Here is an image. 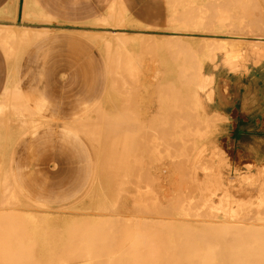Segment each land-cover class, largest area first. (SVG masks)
I'll return each mask as SVG.
<instances>
[{
	"label": "rangeland",
	"instance_id": "obj_1",
	"mask_svg": "<svg viewBox=\"0 0 264 264\" xmlns=\"http://www.w3.org/2000/svg\"><path fill=\"white\" fill-rule=\"evenodd\" d=\"M195 1L193 3H195V4L198 5V1L197 0H195ZM210 1H212V0H210ZM220 1L223 2L224 4H222ZM228 1H231V2H228ZM242 1H244V2L241 3ZM242 1L240 0V2H237V4H238V6H237V4L235 5V3H234L233 0H219L220 3H218V6L220 5V6L228 7V11L225 10L224 13H223V12L219 11L220 10V8H219L220 6L218 7V13L221 12V13L225 14V16H226V18L225 17L223 18L225 20L223 21L222 30H218V36L224 37L227 34H232L233 36H238V37H253V36H258V35L260 36V35H262V32L264 33V0H247L248 3H246V0H242ZM191 2H192V0H191ZM244 3L247 4V5H245ZM230 4L231 5H234V6H231ZM229 5H230V7L232 9L229 7ZM190 7L193 8V7H195V5L192 6V4H191ZM235 7H237V8L235 9ZM18 8L19 9L17 10L16 16H13V18H12V17H3V16L0 15V17L2 19L0 21H5L4 19H8L10 21H7V22H12L13 25H15V26L18 25V20H19V18H21V13H22V8H20L19 4H18ZM48 12H50V11H48ZM226 12H227V14H226ZM231 12H232V14H231ZM210 13L211 14H214V11H210L209 14ZM50 14H51V17H52V23H54V24H57L58 23L59 24V22L56 20L57 17L55 15H53V13H51V12H50ZM179 15H181V14H179ZM218 16H219V14H218ZM123 17H125L123 15V12H121V11L118 12V19H122ZM220 17H222V16H220ZM220 17H219V19H220ZM175 20H177V19H175ZM170 21L172 22V24H174L173 27H172L174 30H180V31H183L184 30V26H181V27L178 26L175 22H173L172 19H170ZM111 25H113V27H118L119 26L117 24H111ZM74 27H76L79 30H82L84 27H88V28L91 27V25H80V26H74ZM95 27L97 28V29H95L96 31L97 30H103L105 28H111L108 25H101V24H99V25L97 24V26H95ZM19 28L20 27H15L16 30H19ZM79 30H75L74 32L73 31H70V30H62V31L50 30L49 33H57V34L63 35L62 42L61 43L60 42H57L58 45H61L62 44V58H64V60L66 59V57L67 58H70V59H73L72 60V62H73L72 65L70 64V66H68V67L66 66L67 68L66 67H62L63 68L62 69V72L60 74L56 75V77L58 76V79H59L56 87L60 84V82L63 83L64 97H62V101L65 102L70 97H72L70 101L73 102V104L75 105V107H77V110H79V111L84 110V107H82V106H86L84 103H82L81 105L79 103L82 100L81 97H80V94L82 93L83 89H81V87H80V85H82L81 84V81L76 76L74 77V75L76 74V73H74L75 71L76 72L77 71L82 72V71L88 70L89 73H90V75H91V77L92 78L95 77L98 80V83L97 84H99V87H100V91L101 92H102L103 89H105V88L108 87V90H107V93H106L104 99L102 100V97H100V98L98 97V98H96V100L92 101L90 103V110H93V111L85 119H83V121L82 120L79 121V123L82 122L81 124L83 125V127H84L85 130L83 132H78L74 128L71 127V124L74 123V122H76L75 121L76 120V116L64 117V118H60V119H58V118H55L54 119V117L51 116V114H48L46 116V118H44L43 116H41V114H44V113H42V111H40V106L38 105L39 98L36 97L37 95L35 94V93H37V90H40V89H38V87H43L44 88V85L42 84L43 82H42L41 79L40 80L38 79V82L37 83H35V81H34L33 86L32 85L30 86L31 89L25 88V91L27 93V94H25V96H26L27 103L30 102V104H31L30 106L32 108H34L35 110L38 109L40 111V114L37 115L38 118L40 117V118H42L41 120H44L45 119L46 121H49L51 123V125H48V126L45 125L42 128H40L39 129V132L38 131H37L38 133L36 132L37 133L36 136L37 137L40 136V134L43 133L45 130L52 131L53 132V135L50 138H46L45 140H43L41 142H39V140L37 138H36L37 141H35L36 139L35 140H31V141L32 142L35 141V144H38V145H41L43 147L49 148L47 150H49V151L51 150L50 154L52 153L53 148H55L59 152L60 151L67 152L68 151V147H70V148L71 147L72 148H76V145L83 144V147L85 146L84 148H82L84 150L82 152L83 158H81V157L77 158L76 157L77 155L76 156L73 155V160H74V164H77L79 166V169L78 170H79L80 173L86 174L88 172V174H89V182L87 184H84L79 189V191L77 193L78 195L75 196L74 199H72L70 201L63 200L62 202L60 201V203H57L58 202L57 201L56 204H54V203L49 204V203H46L45 201H44L45 203H42V201L41 202L35 201L36 199L37 200L39 199V197L36 196L35 191H39L40 188L39 189H35L37 187H34L33 186V183H32L33 180L27 179V180H25V183L28 184V185L26 187L25 186H23V187L21 186V188H24V190L30 192V197H29L28 195H26L19 188V186L15 182V179H14V176H13V173H12V170L10 168V162L8 164V167H6V168L0 167V198H2L4 200V201L2 200V202H4V203H1V201H0V254L2 252H4V251H7L9 253V254H7V252H5L7 254V256H9L7 258V263H8V261L13 260L12 258L15 259L14 256H11V255H13V252H15V251L16 252H19L21 254H24L23 255L24 257H19L18 258V261H19V259L20 260H22V259L26 260V259L33 258L32 255H31V257H30V255L29 256L27 255V254H29V250H32L30 252H33L34 259H36L35 258L36 256L38 257L36 261H46V262H49V260L51 261L55 257V256L54 257L52 256V253H54V254L56 253L54 251H57V253H61V252H58V251H60V250H58V248L60 246H61V248H63L64 247L63 245H66V243H68L70 241V239H75L76 240L77 235H80L82 233L81 231L85 232V230H84L85 227L83 228V227L80 226V223L82 221L83 222H84V220H85V222L88 221L86 223V225L88 224L87 225L88 227H90V225L92 226L94 223L101 222L100 220H103L104 219L101 216H99L96 219H94L91 216H90L91 217L90 218L89 215H92V214L93 215L94 214H96V215L102 214V212H101L102 210H99L98 207L95 206V204H97L96 202L99 203V200L103 199V197H106V194L104 193L103 190H105L104 188L107 187L106 186L107 183H109L108 187H110L111 193H113L114 191L116 193V190L115 189L117 188L118 184L119 185L121 184L120 186L123 185L121 182H126V185H128V183L130 182L129 184H131V186H129V187L125 186L127 188H130V190L132 188H136L138 186H139V188H141L140 187L141 184H143L142 187H144V183H146L145 185L148 184V186H149L150 185L149 184L150 182H152L151 184H154V186L152 185V187L157 188V183L160 182L158 179L160 177L161 178L164 177V178H162V180L160 178L161 184H163V185H159V183H158L159 189L158 188L156 189V191H158L157 192L158 194H156L158 196L157 198L159 199V197L161 196V195H159V191H161V193H162L163 190L165 191V192L163 191L164 192L163 194L165 195L166 198L168 197V196H166L167 194H169V193L172 194L170 190H174L172 192L174 193V195L175 194L177 195V197L176 196L169 195V197H171V198L174 197V199L173 200H168L169 199V197H168L167 200L165 198V200H163L160 204H157V206H160L161 204H163V205L166 204L167 205L170 202L173 205V204H175V201H176V203H177L176 205L172 206L169 203L168 206H165L166 209L164 208L163 205H162L163 207L160 206L161 208H158V207H157L158 209L156 208L155 202H154L155 200L152 199V198H155L156 195H154V196L151 195L150 197L147 196V200L150 199V198L152 200H150V202L148 204H147L148 201L145 200L146 202L143 201V202L140 203L141 205L140 204L138 205L139 208H142L143 207L144 212L146 211L145 212L146 215L145 214H141V213L138 214V213H135L134 212L133 214H131V216L130 215L129 216H125V217H128L129 219H127V218L125 219L124 216H123L122 219H120L122 217L121 215H124V214L117 213V212L110 213L113 216H119L120 215L119 216L120 217L119 220H121L122 225L117 220V222L120 224V228L117 227L118 230L116 229V231H117L116 233H117V235L118 234L120 235V236L118 235L117 238L118 239L120 238V241H121V239L123 241L122 242V246L124 244V241L126 243V242H128L130 240V238L131 239L132 238L133 239H135V238L139 239L138 235H141L140 238H142L143 235H144V237H143L144 238V241H143V238H142V241L143 242L141 241L142 244L140 243V245H143L146 248V249L145 248L143 249V252H144L143 254L144 255L148 251L147 248L149 247V244H151V246H152V243L155 244V246H157L156 247L157 249H158V245H159V247H160V245L161 246H164L161 249L162 251L164 250V252H165V249L164 248H166V246H172V245H176V244L178 246L181 245L180 248H182V247H189L190 246L189 247V250L192 248L191 246H193V245H194V247H196L195 244H197L198 242H199V244H197V245L199 246L200 243H202V241H203L202 239L205 238L206 235H208L210 233H211V235H213V237L216 236V235H214V233H217V235H218V225L217 226L216 225H212L211 226L210 225L211 223H214V224L215 223H218L219 225H220V223H222V224L223 223H227L229 225V227H232L231 225H234L232 223H235V225L238 224V223H240V225L242 224V225H244V227H246V226L249 225L248 227H246L247 229L242 230L244 227H242V229H239V230H242V233L244 231H247L250 226H253V225L256 226V227L261 226V225L263 226L264 225V203H261L258 200L261 198L262 192L264 190V162L263 163H257V162L237 161V165L236 166L237 167L239 166V168H241L238 172H236L233 168H231L230 170H228L225 167H221L220 164L218 166V163H215L214 164L211 159H208V161L205 160V162H204L205 164L203 163V161L202 162L200 161V164L201 165L202 164L205 165V166L207 165L208 167H204L203 165L201 166L200 164H197L196 166H194L195 165V164H193L194 163V160H192V159L185 160V161H188L187 163L184 161L185 162L184 165H185L186 168L183 167V166L178 167L179 166L178 164H176L178 166L172 167V164H170V165L168 164L169 161H168L167 157H165V155H164V158H163V156H161V155H163L162 153H161V155H159L160 153H158V155H157L158 157L157 156L155 157L154 151L152 152L153 155H152V153H149V154L147 153L148 155H146L144 153L146 155V157H147L146 158L143 153L139 154V151L140 150H137L136 149L137 151L136 152H132L133 153L132 155H134V153H135V155L138 157L137 160H139V165L141 166V169H142V170H140L141 172H139V173H141V175H137L135 173L136 172V169L137 168L140 169V168H139V165H137L138 162L136 163L135 162L136 160L134 158L133 159L135 161H132V162L133 163H136V164H132V167H133V165H137L138 167L137 166H136V168H135V166L133 168L128 167L131 170L130 171L131 173H130L128 171L129 169L128 170L125 169L126 168L125 165H128L129 163L131 164V162L128 163L129 160L127 161V160L122 159V160H124V162H122L121 159L118 158V161H119L118 164L121 161V163L123 164L122 167L125 166L123 168L125 170H123L122 167L119 166L120 164L118 165L117 162L112 159L113 157L112 156H110V157H111V160H113L114 162H116L117 166L120 167V169H122L123 171H126V170L128 171V174L130 176V179H131V175L130 174H132V176H133V173L132 172H134L135 175L141 176V181H139V183L137 182L138 184L137 183L134 184L133 182H136V181L140 180V177L137 178L136 176H134L133 178H135V179L137 178L136 180L135 179H133V180L131 179L130 180L129 177H128V179H129V181H128L127 176H126L128 174H125V175L122 174V177L121 178H123V179L126 178L127 180L126 181L125 180L123 181V179H122V181H120V183L119 182L117 183V186L116 187L114 186L115 185L114 183L116 182L117 179L121 180V178L118 177L119 176V170L120 169L118 168V171H117L116 169H113V170L110 169V170H108V168L107 169L105 168V163H108V161L106 160L108 158L107 155L109 154L108 150H106L107 149L106 142L108 144L107 146H109V147H110V145H109L110 142H108V140H109V137H107L108 132H106L107 134L106 133L103 134L102 132H104V131L107 130L106 129V124H107V126L109 125L108 122H105L104 123V121H105L104 119L106 117H108V115H110V117L108 118V121L111 120L112 117H114V114L113 113H112L113 116H111V113H110V110L109 109H111V104L113 103L115 97L117 95H120V96L123 97L124 95L123 94L121 95L120 93H122L125 90L126 91V94H128V96H131V98L127 96L128 99L129 98L131 99V100L129 99V101H127L126 97H124L126 99V101H127L128 104H130V103L132 104V105L130 104L129 107L132 106V110L134 111V113H136L135 112L136 109L139 111V113L140 112L143 113L141 109L143 108L142 106L145 103V100H144L145 97H147V99L148 98L150 99L151 96H153V94H151L152 93L151 90L153 88H155V89L157 88L158 89V90L153 89V92L154 91H158V92H155L153 98L150 99V100H155V101L158 102L161 99V98L159 99V96L160 95H158V94L159 93L162 94L163 91L166 89L167 91L166 90L164 91V93H165L164 97H165V99L167 101H171V100L173 101L174 100L173 101L174 102V105H176V102H178L179 105H183V98H180V95H179V94L182 93L181 89H180V91H181L180 92L179 89L177 87H175V86H174L175 89H174V87L168 88V89L165 88L164 90L161 89V87L159 88V84H157L158 83L157 78H160L159 76H161V75L155 74V76H154V73H157V72L155 70L154 71H151V72H149V71L151 69L153 70V68L156 69V70H158V66L161 64V62L163 61V58H164V57L162 58V56H160V54H166L167 55V53H168V55H171L172 58L174 59V61L177 62V64L175 63V65L172 66V69L171 70H174V69L177 70L178 69V71H179L178 74H176V73L175 74L177 75V78L176 79H179V78H182L183 76L184 77L187 76V74L185 73V62L187 63V61H189L190 58L189 57H181V56H178L181 52H178L177 53V51H173L172 49L170 50L169 48L165 52L164 51H161L160 52L159 49L156 50L157 47H156L155 44L154 45H151V46H145V48L141 49L142 51L140 49L134 51V50H131L127 46V44H126L127 42H125V43L122 42L120 45H118V40H117L118 37L115 34H113V33H108L107 34L108 37L110 36L109 38H111V40H112V44H111L112 47H111L109 42H107L106 45H105V42L103 43V40L101 38L102 35L101 34H98V32L97 33H93L92 37H89V36H87V34L82 33L83 31H79ZM145 30H151V29H145ZM203 31H205V30H203ZM203 31H201V33H203ZM208 32H209V30H208ZM210 32H212V31H210ZM96 34H98V35H96ZM209 34H211V33H209ZM98 36H100V37H98ZM261 37H264V34ZM33 41L34 40H32V42ZM49 44L50 45L52 44L54 46L55 45V42H50ZM153 50H156V51L153 52ZM222 50L226 51L227 52V55H229L226 58V63H227V65L232 70H230L229 68H227V69L224 70V71H226V73H227L228 76H231L233 78L234 77H240V76H248V77H251V76H257L258 77L259 76V78H261V79L264 80V46L263 45H261V46H260V44L255 45L253 42L248 41V39L247 40L245 39V40H242V41L240 40V41H234L232 43H229V44H227V47L225 49H222ZM222 50H219V51H222ZM171 51H173V52H171ZM224 51H222V53ZM155 52H156V54H155ZM157 52H159V54ZM218 52H217V55H218ZM184 53H186V52H184ZM217 58H218V56H217ZM158 60L160 61L159 64H158V62H159ZM132 67H133V69H132ZM137 70H138V72H136ZM175 74H174V77H176ZM25 75H26V73H25ZM120 75H121V77H120ZM190 76H191V74H190ZM148 78H150L149 79L150 81H148ZM40 81H41V85H40ZM124 81H127V82H124ZM183 81L184 80H182L181 83L179 84L180 88H183L182 85L185 86V84H182ZM147 84H148V86H147ZM150 84H152V86L155 85V87L153 86V88H152V86ZM190 84L192 86V82ZM51 85L54 86V83L51 84ZM51 85L48 84V86L46 88H44L45 90H48L47 91V96L50 95L49 91H50V87H52ZM121 85H124V86H122L123 88L121 87ZM117 86H119V87L117 88ZM144 87H145V90L146 91H144ZM204 87H205V85L202 86V87L201 86L198 87V94H199L201 88L204 89ZM120 88L123 89V91ZM149 90H150L151 93L149 92ZM168 91L170 92L169 94H167ZM51 92H53V91H51ZM146 92H149V93L146 94ZM156 93H157V95H156ZM67 95H68V98L66 97ZM162 96H163V94H162ZM174 96H176L175 99H174ZM167 97H169V99ZM59 98L61 99V97H59ZM154 98H156L157 100L154 99ZM180 100H181V102H180ZM161 102H163L162 99H161ZM164 102H165V100H164ZM199 102L202 105L201 98H200V94H199ZM208 102H210V101H208ZM135 103H136V106H134ZM141 103H142V105H141ZM188 103L190 105L192 103V105H193V101H191V102L189 101ZM137 105L140 106L141 109L135 108V107H138ZM170 107L173 108V106H170ZM191 107L192 106H190V108ZM187 109H189V108H187ZM191 109L194 110V107H192ZM111 110H114V112L115 111L120 112V108L119 109H111ZM184 110H185V108H184ZM192 110H189V111L191 112V115H192L190 118L193 121L190 120L191 122L190 121L189 122L191 123L190 126H194V128H195L194 130L196 131V129H197L196 127H198V126L195 127V125L198 124L197 123V120H198V114L197 113L198 112L196 110H194L193 111L194 113H192ZM20 113L22 115H25V116L27 115L26 116L27 118H30L31 117L32 120H33L32 121V120L27 119V121L23 125L24 126L23 127V129H24L23 130V133L24 132H27V131L33 130L34 127H31V129H27L28 127H30L28 125V123H29L28 120L31 121V124L35 121L33 114L31 113V116H29V114H30L29 112H25V113L20 112ZM139 113L138 114L136 113V114H137V117L139 116V119H140L142 117L140 115H142V114L139 115ZM176 113L178 114V112H175V113L173 112V115H175ZM79 114H82V113H79ZM121 114L122 113H119V115H121ZM134 115L135 114H133V116ZM173 115H172L173 118L176 117V116H173ZM178 115H180L178 117H180V118L182 117L181 114H178ZM207 115L210 116V117H212V118H215L216 119L215 122L217 123L218 126H220L221 123L218 122V117L217 116H215V115H209L208 113H207ZM133 116H132V118H133ZM189 116L188 115H184V117H182V118L188 119ZM135 118L136 117L134 116V119ZM186 119H185V121L184 120L183 121L186 122ZM195 119H197V120L195 121ZM54 120H59V121H54ZM138 120L136 118L135 121L137 122ZM173 120H175V118L172 119V121ZM132 121H134V120H132ZM56 122H58V123H56ZM136 122H134L135 125L137 124ZM176 122L179 123L178 121H176ZM150 124L152 125V123H150ZM151 125H149L148 127H146V130H147V128H148V131L150 130V132H152V130H154V131L157 130V128H156L155 125H154L155 127L152 126L153 128L151 127ZM183 125L185 126V123L182 124V126ZM187 125L189 126V124H187V123H186V127L183 126L184 129L181 128L182 126L180 125V130L179 131H176V129L179 128V127H177L175 129V131L173 130V132H170V135L169 136H171L172 134L174 135L176 133L177 134V135L175 134L176 135V139H177L176 142H178V139L180 140V142H178V143L179 144L182 143L181 145H182L183 149L185 150L186 154L188 155V152H190V150L187 152V150L185 149V146H183V145H185L184 143L185 142H188V141H186L187 140L185 138L186 135L184 136L183 134H189L192 131L193 127H191V129L189 127V129L191 130L190 131L188 129V126ZM200 125H199V127H200ZM178 126H179V124H178ZM201 128L202 127H200V129ZM136 129H137V131H139L138 130V125H137V128ZM204 129H202V131ZM57 130L62 131V134L63 135L61 136V135L58 134V132L56 133L55 131H57ZM205 130L207 131V129H205ZM205 130L203 131L204 133H200V131L197 130V131H199L200 134L197 133V131H196V133L199 134L200 137L203 135V137H201V138H204V140L198 138L200 141L202 140V141L205 142V140H206V143L208 141H211V139L213 138V136L216 137V132H217L218 133V142H221L222 141V143H221L222 144V147L224 146L223 148H226V141H225V139L223 137V133H222V130L221 129L218 132V127H216V129L214 130V132L212 133V135L210 137H209V135H206L207 136L206 139H205V136H204L206 134L205 133ZM137 131L136 130H133V132L136 133L137 136H139L140 133L143 134V132H141V131H144L145 132L144 129H142V130L140 129V132H139V135H138ZM195 131H192V134H194ZM102 134H103V136L105 135V138L102 137ZM207 134H208V132H207ZM67 135H70V138L69 139H68ZM136 135L134 134V136H136ZM137 136H136V139H140ZM169 136H168V138H169ZM191 136H192V139H193L194 138L193 136H195V135H191ZM29 137H30V139L33 138V137H35V134L34 135H28L27 139ZM141 137H143L141 139L142 142H147V144L150 143L149 142L150 140H148L149 138L148 139L146 138L147 136L146 137L141 136ZM103 138L106 141L104 140V142H103ZM128 138H130V137H128ZM128 138L125 137V139H122L120 137L121 142L123 141L121 144H122V146L124 148L123 151L124 150L126 151V152L124 151L125 153L122 151V148H121V145H120V142L119 141H118L119 144H116V145H120V146H117L116 147L115 144L114 145H112L113 143L111 144L112 147H115L113 149L115 150L116 148H118V149L120 148L121 151L123 152L122 154H126V153L128 154V152L130 150V145H133V143L134 144L136 143V145H138V143L136 141L133 142L135 140L134 139L135 137L134 138H130V141L133 142L132 144H129L130 141H129ZM144 138H146V139L143 140ZM131 139H133V140H131ZM173 139H175V137ZM198 139L197 138H196V140L194 139L195 142ZM126 140H127V142H129V143H127V145L125 144L126 143ZM169 140H171V139L169 138L168 141ZM172 140H171V144H173ZM194 140H192V141L194 142ZM199 140L196 143H199ZM24 141H26V140L25 139H22V142H24ZM137 141H139V140H137ZM174 142H175V140H174ZM193 142L190 141V145L192 143L191 148H190V146H188V143L186 144L189 147V149H193L194 148L195 145L193 146ZM201 143H203V142H201ZM177 144H174V145H177ZM199 144H197V145L199 146ZM142 145H143V143H140L139 146H138V149ZM102 146L104 148L106 147V149H105L106 151H104V148ZM179 146H178V148H179ZM50 147H52V148H50ZM128 147H129V149H128ZM148 148H149V150L151 149L150 146ZM175 148H176V146H175ZM178 148H176L177 149V153H178V158L181 155L182 156L181 157L182 159L183 158L184 159H188L189 158V155L187 156L188 157L187 158L186 155H184L182 152H181L182 154H179ZM111 149H109V151ZM127 149H128V152H127ZM154 149H155V147L153 146V150ZM114 150H111V151L114 152ZM117 152H116V155L118 156V153L119 152L118 153ZM137 152H138V154H136ZM112 154H114V153H112ZM130 154H131V151H130ZM142 154H143L144 157H139V155L141 156ZM228 154L232 158V155L229 152H228ZM96 155H97V158H96ZM116 155L114 154V157H116ZM126 155H125V157H126ZM119 156H122L121 158L124 157V155H121V153H119ZM110 157L108 159H110ZM129 157L132 159V157L130 155L128 156V159H129ZM137 157H135V158H137ZM153 157H154V161H153ZM125 159H127V158H125ZM142 159H143L144 162L141 164L140 161L142 162ZM148 159L150 160L149 163L152 161L151 163H154L155 166H153L154 164H151V163H150L151 165L150 164L147 165ZM182 159H181V161H183ZM115 160H117V159H115ZM145 160H146V162H145ZM160 160H161V162H160ZM190 160L193 161L192 162L193 165L191 164V161ZM227 160L230 161V158L227 159ZM126 163H128V164H126ZM164 163L167 166H165ZM189 163L191 164V167H189L190 166ZM103 164H104V166H103ZM173 164H175V163H173ZM54 165H55L54 162L53 161H50L45 166H46L47 169H49V170L52 171L54 169H57V166L55 167ZM114 165H113V167H114ZM180 165H183V162ZM86 166L87 167L90 166V170L89 171H87L88 169H86L87 168ZM113 167H111V168H113ZM148 167H150V168H148ZM161 167H164V168H161ZM170 167H172L171 168L172 170L170 169ZM181 167H183V168H181ZM192 167L195 168V169H197V172ZM202 167H204V168H202ZM252 167H254V168L252 169ZM115 168H117L116 165H115ZM159 168H161L163 170V172H160L159 175H158V177L160 175H162V174H164V175L160 176L159 178L156 177L157 178L155 180L156 182L153 183L154 182L153 180L155 179L154 175H156V174L153 175V173L158 172L159 171ZM102 169H103V171H102ZM138 169H137V172L139 171ZM167 169H168V171H167ZM175 169L177 171L180 170V169H183V170H180L182 172L181 173H178L179 171L177 172ZM184 169H186V170H184ZM114 170H116L117 176H114L116 173L115 174L112 173ZM143 170L146 172V174H145V172ZM169 170L171 172H173V174L175 176L174 175H171V172ZM246 170H248L249 173L251 172V174H253V173L255 174V176H252V178L248 180L249 185L248 186L246 184L245 185H240L237 182H235L233 184L229 177L238 176V174L240 172H244ZM108 171H110V174L108 173ZM101 172H104V173L102 174ZM106 172L108 173V175L106 174ZM149 172H150V174H148L149 175V179H150V175H153V177H154L153 179L151 178L152 181L151 180L149 181V179L147 180L146 178H144V177L148 176L147 173H149ZM166 172H167V175L165 174ZM169 172H170V175L171 176L169 175ZM195 172H196V174H194ZM15 173H16V170H15ZM19 173H21V172L19 171ZM120 173H121V171H120ZM180 174H183L184 177H183V175L181 177ZM111 175H113V176H111ZM144 175H146V176H144ZM194 175H196V178H195ZM23 176H25V174ZM108 176H109V178H108ZM123 176H125V177H123ZM168 176L172 177V179L170 177H168ZM187 176L192 177V178L189 179ZM185 177H187V178H185ZM17 178H18V181L21 182V184H22V180L20 179V177L17 176ZM170 179H171V182H173L172 185H170L171 184ZM203 179H206V180L207 179H211L210 180V183L215 188L214 189H211V187L209 185H207L205 183L203 184L202 183ZM146 180L149 181V182H146ZM131 181H133V182H131ZM218 181L221 182V185L222 186L218 184ZM112 182H113L114 185L112 184ZM169 182H170V184H168ZM167 184H168V187L170 189L168 188L166 190ZM132 185H133V187H132ZM164 185L166 187H163ZM120 186H119V188H120ZM217 186H218V188H216ZM123 187H124V185H123ZM125 187L123 189L121 187V192H119L117 194L120 195V193H122L123 190H125ZM176 187H179V190L176 189ZM112 189H113V191H112ZM175 190H177L178 192L181 190V192L177 193V191H175ZM156 191H153V193L156 192ZM185 193L186 194L188 193V194L186 195ZM230 194H231V197L229 198V195ZM179 195H180V197H179ZM181 195H182V197H181ZM183 195H184V197H186V196L190 197L189 198L190 201L188 200V197H186V200H185L183 198ZM24 196H25V199H24ZM224 196H227L229 199H227L225 201H222L221 197H224ZM177 200H179V201L177 202ZM187 200H188V202H187ZM233 200H235V201L232 202ZM164 201L166 202L165 204H164ZM226 201H228V202H226ZM183 202H184V204L185 203L187 204L189 202L191 203L190 204L191 205V209H192L191 210L192 211L191 215H195V216H191V215L185 216V215L179 213V212H181L180 211V208H181V205H183ZM143 203H144V205H143ZM214 203L216 205H214ZM211 204L213 205V207H212ZM258 204L260 205L259 208H257V207L255 208V206H258ZM150 205H152V206L154 205L155 208H154V206H153V208H152V206L149 207ZM93 206H95L94 207L95 210H93L94 208L92 209ZM176 206H180V207H177L178 208L177 209ZM204 206L206 208H204ZM148 207H149V209L152 208V211L151 210H147ZM195 207H198V208H195ZM174 208H176L177 210H175ZM214 208H216V209H214ZM153 209H155V210H153ZM160 209H161V211H160ZM194 209H195V211H194ZM204 209H206L207 211L204 210ZM139 210L143 211L142 209H139ZM167 211H170V212H167ZM203 211H204L205 214L203 213ZM144 212H142V213H144ZM147 212L150 213V214H148ZM152 212H155V214H153ZM158 212L159 213L162 212L163 214L166 213L167 216H165L163 214L162 215L159 214L160 215L159 216V215H157ZM206 212H207V214H206ZM104 213H106V212L104 211L103 214ZM114 213H116V215H114ZM151 213H152V215H151ZM170 213L172 214V216H171ZM222 213H225L226 216L227 215H230L229 220H227L228 219V216L226 218V216L223 215ZM259 213L262 214V215H260ZM30 214H32V215H30ZM35 214H38V216L35 215ZM53 214L56 217L51 220V221H53L52 222V225L51 226H45V222L43 220H41V217L43 215H52L53 216ZM168 214H170V216ZM257 214H259V215H257ZM208 215L209 216L211 215V216L209 217ZM200 216H202V217L204 216L205 218H202ZM241 216H243V217H241ZM246 216L248 217V219H247ZM251 216H252V218H250ZM130 217L131 218L133 217L132 220H131ZM135 217H136V219L134 220ZM137 217L139 218V220H138L139 221V224H137L138 222H136V220L138 219ZM151 217H152L154 223H152V219H149ZM154 218H155V220H154ZM225 218H226V220H225ZM232 218L235 219V220L237 219V220L236 221L234 220L232 222V220H233ZM240 219H241V222H240ZM244 219L245 220H248V221L245 222ZM63 220L66 221L65 224H62V221ZM122 220H124V221H122ZM126 220H127V222H126ZM164 220H166L168 222L170 220H173V221H170L171 223H167ZM174 220L177 222V224H174V222H175ZM250 220L252 222H250ZM22 221L24 223L23 225H22ZM182 221H183V223H182ZM187 221L189 223H186ZM237 221H238V223H237ZM141 222H142V224H141ZM156 222H157V224H156ZM201 222H202V224H201ZM104 223H105V221H104ZM125 223H126V226H129L130 225L129 228L126 227V226L123 228V226L125 225ZM134 223H135V225H134ZM165 223H167V224H165ZM206 223H208V224H206ZM75 224H76V226L77 225H79V226L76 227V228L73 227V225L75 226ZM168 224H170V225H168ZM173 224H174V227L175 228L173 227ZM184 224H185V226H184ZM227 224L224 225L226 227V229L228 228V226H226ZM144 225H145V228L143 227ZM152 225H154V226H152ZM235 225L233 226L232 229L231 228H229V229L236 230V229H238L237 227L240 226V225L239 226H236V229H234ZM94 226H95V224H94ZM170 226L172 228L170 230H172V231L175 230L174 231L175 233L174 232H171V231H168V228H170ZM254 226H253V230H252V227H250L249 230H252V231L256 230V229H254ZM58 227H60V228L57 229ZM95 227H97V226H95ZM95 227H93V228L96 229ZM164 227L165 228L168 227V228L165 229ZM210 227H212V228H210ZM70 228H72V230H70ZM200 228H202L203 231H206L207 230L210 233L207 232V234H205V232L203 233V231L200 230ZM205 228H207V229H205ZM88 229H87V231H88ZM100 229L101 228L98 227V231ZM160 229L161 230H165V231L162 232ZM191 229L192 230L193 229H196L195 230L196 233H195V231L193 232V233H195L194 235H193V233L191 234V232H192ZM210 229H212V232H211ZM229 229H227V231ZM127 230H132V231L134 230L133 231L135 233L134 236L132 235L131 231L130 232L128 231L126 233ZM189 230H190V232H189ZM231 230H229L230 231V234H228V235H231L232 234ZM91 232H88L87 235L90 234ZM160 232H162V233H160ZM164 232H167V234L164 233ZM236 232H238V231H236ZM236 232H235V234H236ZM185 233L191 234V237L189 236L187 238H191V240H194V238H196L198 240L195 239L191 243L190 242L191 241L190 239H186V235L187 234H185ZM240 233H238V234H240ZM250 233H251V231H250ZM83 234H85V233H83ZM83 234H81L80 236H83ZM122 234L123 235L124 234H129V235H124L123 236ZM154 234L158 238L157 239L155 237L157 240L155 238H154L155 240L152 239L154 237ZM157 234H159L160 239L164 235L163 238L166 240L169 237L168 238L169 240L167 239L165 241L164 239H162L163 240V242H162V240L159 239V237L157 236ZM168 234H171L172 236H167ZM184 234H185V236H184ZM235 234L234 233L232 234V238L234 237L233 235H235ZM247 234L248 233L246 232V235ZM130 235H131V237H129ZM242 235H239V237L240 236L242 237ZM236 236H237V234H236ZM125 237H126L127 240L124 239ZM176 237H178V239ZM201 237H202V239H201ZM216 237H218V236H216ZM216 237H215V240H216ZM229 237L227 236L228 239H230ZM80 238H82V237H80ZM175 239H177V240H175ZM199 239H201L202 241H200ZM159 240L162 243L159 242ZM182 240H183V243H182ZM184 240H186V241H184ZM187 240H190V241L188 242ZM146 241L147 242L150 241V242L147 243ZM170 241L172 243H174V244H172ZM195 241H196V243H194ZM212 241H213L212 243L214 245V239ZM29 242H32V243L30 244ZM117 242L119 243V240ZM175 242H178V243L175 244ZM180 242H181V244H180ZM184 242H186V243L184 244ZM71 243H73V242H71ZM120 243L117 244L119 246V249H120V245H121ZM203 244H204V242L202 243V245ZM215 244L217 245L218 243L216 242ZM227 244L230 245L232 243L229 242ZM227 244L225 245V243H224V245H223V246L226 247V250L224 249L225 252L227 251ZM28 245L29 246L31 245V247L33 249H29L30 247ZM140 245H139V248H140ZM33 246H37V248L36 247H33ZM23 248H27V250L24 249V251H23L22 250ZM156 248L154 250L155 251L154 252V257L152 259V263L153 264H158L159 261H160V263H162V261H163V258L161 260V254H160V253H162V251L160 249L156 251ZM139 250H141V248ZM145 250H147V251H145ZM218 250H219V248H218ZM61 251H63V250H61ZM123 252H125V251H123ZM126 252H127V250H126ZM128 252L131 253V252H134V250L128 251ZM231 252H233V250ZM62 253H64V252H62ZM155 253H157V254H155ZM25 255H26V257H25ZM44 255H47V256H44ZM39 258H40V260H39ZM129 258H131V257H129ZM155 258H156V261L158 259L157 263L155 261ZM166 258H167L165 260L166 262L167 261L168 262H171L170 260H172V262L173 261L175 262L177 260V264H178V260H179V262H182V260H183V258L182 259H178V258L176 259V257L175 258L173 257L170 260H169V257H166ZM2 259H3V256H2ZM4 259H3V261H4ZM34 259H32V261ZM55 259H58V258L55 257ZM15 260H17V259H15ZM132 260H133V257H132ZM5 261L3 263L2 260H0V262H2V264H5L6 263ZM27 262H28V260H27ZM53 262H54V260H53ZM165 264H167V263H165ZM169 264H172V263H169Z\"/></svg>",
	"mask_w": 264,
	"mask_h": 264
},
{
	"label": "bare ground",
	"instance_id": "obj_2",
	"mask_svg": "<svg viewBox=\"0 0 264 264\" xmlns=\"http://www.w3.org/2000/svg\"><path fill=\"white\" fill-rule=\"evenodd\" d=\"M24 1V0H23ZM195 0H192V2H191V0H188L187 2H188V6L190 7L191 6V4H192V6H197L198 7V5L197 4H195V3H193ZM198 1V0H197ZM210 1V0H209ZM208 1V2H209ZM234 1V3H235V5L237 4V2H240V0L238 1V0H233ZM242 1V0H241ZM185 2H186V0H185ZM196 2V1H195ZM221 2V1H220ZM219 2V0H212V1H210L209 2V4L208 5H211V7L210 6H207V13H206V15H204L203 13H199V14H197L196 16L193 14V12L191 13V15L190 16H193V19H191L192 21L191 22H186V21H182V22H180V21H175L176 22V24L178 25V26H184V30L183 31H173V32H170L169 34H165V35H163L165 38H161L160 36L161 35H158V31H156V30H142V29H139V30H130V29H125L124 27H123V24L125 25V23H127V21H126V14H125V18L123 17L122 19H118V12H120V10H122V9H118V7H116V5L114 4L111 8H110V10H107V14L106 15H103L102 17H100L99 19H97V21L95 22L96 23V25L98 24H101V25H110V24H117V25H119L118 27H111V28H105V29H103V30H95V29H97L96 27H84L82 30H79V29H77V28H74V30H79V31H83L82 33H85V34H87V36H89V37H92V35H93V33H97L98 32V34H101L102 35V40H103V43L105 42V45L107 44V42H109L110 43V46L112 47V40H111V38H109L108 37V33H113V34H115L118 38H117V40H118V45H120L122 42L123 43H125V42H127L126 44H127V46L131 49V50H141V49H143V48H145V46H151V45H156V50L157 49H159V51L161 52V51H166V50H168V48L171 50H173V51H176V50H180L181 52H182V50H183V52H186L187 53V51L189 52V54H190V56H189V58H190V60L189 61H187V63L185 62V73L187 74V76H183L182 78H179V79H176L177 78V75L176 74H178V69L176 70V69H174V70H171L172 69V66H174L175 65V63L177 64V62L176 61H174V59L172 58V56L171 55H168V53H167V55L166 54H160V56H162V58H163V61L161 62V64L158 66V70H156V69H154L153 68V70L151 69L149 72H151V71H156L157 73H154V76H155V74H158V75H161V76H159L160 78H157V81H158V83L157 84H159V88L161 87V89H165V88H172V87H177L178 89H179V91H180V89H181V91H182V93L181 94H179L180 95V98H183V105H179L178 104V102H176V105H174V100L172 101H167L166 99H165V97H164V95H165V93H164V91L166 90H164L163 91V96H162V94H158V95H160L159 96V99L161 98L162 100H163V102H161V99H160V101H155V100H150L151 98H153V96H154V93L155 92H158V91H154L153 92V89H155V88H153V86L155 87V85H153L152 86V84H150L151 86H152V93L150 92V90H149V92L151 93V94H153V96H151L150 94V96H151V98L149 99H147V97H145V103H144V105L142 106L143 108L141 109L140 108V106H138V107H135V108H138V109H141L142 110V112L143 113H139V111L136 109V113L138 114L139 113V115L140 114H142V115H140V116H142L140 119H139V116L137 117V114L136 113H134V111L132 110V106L131 107H129L130 106V104H128L127 103V101H129V99L131 98V96H128V94H126V91L124 90L123 91V89H121L123 92L122 93H120L121 95L123 94L124 96L122 97V96H120V95H117L116 97H115V99H114V101H113V103L111 104V109H119L120 108V112H117V111H115L114 112V110H111V109H109L110 110V113H111V116H113V114H114V117H112L111 118V120H109L108 121V118L110 117V115H108V117H106L104 120V123L105 122H108L109 123V125L107 126V124H106V129L108 130H106L105 128V130L106 131H104V132H102L103 134L104 133H106V132H108V135H107V137H109V140H108V142H110L109 143V145H110V147L109 146H107L108 144H107V142H106V147H107V149H106V147L104 148L103 146V148H104V151H106V150H108V152H109V154L107 155V157L109 158L110 156H112L113 158V160L114 161H116L117 162V164H118V158H120L121 159V161L122 162H124V160H129L128 161V163L129 162H131V164L129 165L128 163H126V164H128V165H125L126 166V168L125 169H129L128 171L130 172L131 170H130V168H128V167H131V168H133L134 166H135V168H136V166L137 165H139V160H137L138 159V157L135 155V153H134V155H132L133 153L132 152H136L137 150H140L139 151V154H141V153H145L146 155H148L149 153H152L153 151H154V153H155V157L158 155V153H160L159 155H161V153L163 154V155H161V156H163V158H164V155H165V157H167V159H168V161L170 162H168V164L170 165V164H172V167H175V166H178V167H180V166H183V167H185V165H184V163L186 162H188V161H185V160H189V159H192V160H194V163L193 164H195L194 166H196L197 164H200V161L202 162L203 161V163L205 162V160H207L208 161V159H211L212 160V162L215 164V163H218V166H219V164H220V166L221 167H225V168H227L228 170H230L231 168H233L236 172H238L241 168H239V166L237 167L236 165H237V162H235V161H233L232 160V158L229 156V154H228V150H227V148H223L222 147V141L221 142H218V139H217V137H215V136H213V138L211 139V141H208L207 143H206V140H205V142L204 141H200L199 139H203L204 140V138H201V137H203V135L200 137V133H204L203 131L205 130V129H207V131L205 130V139L207 138V136L206 135H209V137L212 135V133L214 132V130L216 129V127H218V132H219V130L221 129L220 128V126H218L217 125V123L215 122L216 121V119L215 118H212V117H210V116H208L207 115V113L205 112V110H204V108H203V106L200 104V102H199V94H198V87H202V86H204L207 82L206 81H204V80H211V81H213L214 80V76L213 75H207L206 74V72L204 71V68H205V64H206V62L208 63V61H211L212 62V64H213V66L214 67H216V68H218L217 66H218V58H217V52L219 51V50H222V49H225L226 47H227V44H229V43H232V42H234V41H242V40H247L248 39V41H251V42H253L255 45H258V44H260V46L261 45H263L264 46V37H261V36H263V32H262V35H258V36H253V37H238V36H233L232 34H227V35H225L224 37H220V36H218V34H216V32H218V30H222V27H223V21L225 20V19H223L224 17L226 18V16H225V14H223L224 13V11L225 10H227L228 11V7H224V6H218V3H220ZM228 2H231V1H228ZM244 1H242L241 3H243ZM191 3V4H190ZM222 4H224L223 2H221ZM246 3H248L247 2V0H246ZM18 4H19V0H11L10 1V3L8 4V5H6L3 9H1L0 10V15L1 16H3V17H12L13 18V16H16V14H17V10H18ZM194 4V5H193ZM206 4V5H207ZM228 4V3H227ZM245 4V3H244ZM184 5H185V3H184ZM206 5H205V7H206ZM231 5V4H230ZM230 5H229V7H230ZM245 5H247V4H245ZM186 6V5H185ZM231 6H234V5H231ZM237 6H238V4H237ZM121 7V6H120ZM218 7L220 8V10L219 11H221V12H223V13H218L219 14V16L217 17V19L215 20L214 19V17H215V14H216V11H215V9H218ZM245 7V6H244ZM21 8H22V13H21V18H19V20H18V25H14V26H9V27H3V26H0V44L4 47V49H5V51H6V53H7V55H8V57H9V59H10V61H11V63H13L15 66L17 65V63L20 61V58H21V56H22V54L26 51V49L28 48V46L31 44V42H32V40H36L37 38H39V37H41L42 35H44V34H46L47 32H49L50 30H55V31H57V30H63V29H66V28H68L66 25H64L63 23H57V24H54V23H52V17H50L44 10H42L41 8H40V6L38 5V3H37V1L36 0H25V2L24 3H22V5H21ZM190 8H192V7H190ZM231 8V7H230ZM237 7H235V9H236ZM247 8V7H246ZM181 9H183V8H181ZM232 9V8H231ZM192 11H193V9H191ZM261 10V9H260ZM124 11V10H123ZM202 11H205V9L204 10H202ZM210 11H214V14H209V12ZM226 14H227V12H226ZM231 14H232V12H231ZM179 16H186V15H183V14H181V15H179ZM189 16V17H190ZM220 16H222V17H220ZM219 17H220V19H219ZM130 18V17H129ZM172 19V18H171ZM130 20V19H129ZM173 20V19H172ZM175 20V19H174ZM124 21H126L125 23H124ZM212 21V22H211ZM212 24H211V23ZM131 24V23H130ZM133 24V23H132ZM15 27H20L19 28V30H16L15 29ZM69 28H71V27H69ZM203 30H206L207 32H208V30H209V33H210V31H216L215 32V34L214 33H211V34H209V33H207V34H204V33H201V31H203ZM197 34H196V33ZM161 34H163V33H165V32H160ZM98 34H96V35H98ZM237 34V33H236ZM258 34V33H257ZM256 34V35H257ZM95 35V34H94ZM243 35V34H242ZM162 36V37H163ZM98 37H100V36H98ZM199 39H202V40H199ZM105 47V46H104ZM127 49V48H126ZM149 49V48H148ZM156 50H153V52L154 51H156ZM169 50V51H170ZM142 51V50H141ZM140 51V52H141ZM173 51H171V52H173ZM158 54H159V52H157ZM178 53V52H177ZM132 54V53H131ZM155 54H156V52H155ZM158 56V55H157ZM149 60V59H148ZM178 60V59H177ZM159 61V60H158ZM160 63V61L158 62V64ZM248 64V63H247ZM211 66V65H210ZM132 69H133V67H132ZM137 69V68H136ZM131 70V69H130ZM134 71V70H133ZM129 72V71H128ZM132 72V71H131ZM136 72H138V70L136 71ZM134 73V72H133ZM176 73V74H175ZM253 73V72H252ZM174 74L176 75V77H174ZM182 74V73H181ZM190 74H191V76H190ZM137 75V74H136ZM189 75V76H188ZM133 76V75H132ZM139 76V75H138ZM120 77H121V75H120ZM136 77V76H135ZM157 77V76H156ZM146 78V77H145ZM155 78V77H154ZM204 78V79H203ZM137 79V78H136ZM150 78H148V81H150L149 80ZM145 80V79H144ZM182 80H184L183 82H182V84H185V86H183L182 85V87L183 88H180V86H179V84L181 83V81ZM135 81V80H134ZM138 81V80H137ZM156 81V82H157ZM124 82H127V81H124ZM192 82V86H191V83ZM215 82V81H214ZM123 83V82H122ZM139 83V82H138ZM125 84V83H124ZM140 84V83H139ZM143 84V83H142ZM189 85V86H188ZM122 86H124V85H121V87ZM147 86H148V84H147ZM119 86H117V88H118ZM175 87H174V89H175ZM123 88V87H122ZM148 88V87H147ZM126 89V88H125ZM173 89V90H174ZM202 89V88H201ZM155 90H158L157 88L155 89ZM214 90V89H213ZM144 91H146L145 90V87H144ZM167 91V90H166ZM175 91V90H174ZM180 91V92H181ZM215 91V90H214ZM149 92H146V94L147 93H149ZM170 92L168 91V93L167 94H169ZM126 94V95H125ZM175 94V93H174ZM173 94V95H174ZM130 95V94H129ZM142 95V94H141ZM156 95H157V93H156ZM155 95V96H156ZM130 97L129 99H128V97ZM143 96V95H142ZM149 96V97H150ZM210 96V95H209ZM124 97H126V99H127V101H126V99L124 98ZM164 99H163V98ZM175 97L176 96H174V99H175ZM168 99H169V97H167ZM171 98V97H170ZM179 98V97H178ZM179 98V99H180ZM142 99V98H141ZM154 99H156V98H154ZM12 100H13V111H16L15 112V114H14V112L12 113L13 115H15V118H16V122H18V124L21 126V127H24L23 125H24V123L27 121V119H29V120H32V118L30 117V118H27L25 115H22L20 112H22V113H25V112H29L30 114H29V116H31V113L33 114L34 112L32 111V109L30 108V107H28V105L24 102V100L22 99V97L19 95V93L17 92V93H15L14 95H13V97H12ZM131 100V99H130ZM140 100V99H139ZM143 100V101H144ZM157 100V99H156ZM164 100H165V102H164ZM179 101V100H178ZM191 102V101H193V105H192V103H191V105L188 103V102ZM204 101V100H203ZM134 102V101H133ZM180 102H181V100H180ZM137 103V102H136ZM136 103L134 104V106H136ZM143 103V102H142ZM142 103H141V105H142ZM170 103V104H169ZM138 104V103H137ZM140 104V103H139ZM181 104V103H180ZM207 104V103H206ZM132 105V104H131ZM133 106V107H134ZM170 106H173V108L172 107H170ZM188 106V107H187ZM190 106H192V107H194V110H196L198 113V120L197 119H195V121L197 120V123L200 125V127H202L201 129H200V127H199V125L197 124V125H195V127L196 126H198V127H196L197 129H196V131L197 130H199L200 131V133H199V131H197V133H199V134H197L196 133V131L194 130L195 128H194V126H190V122L191 121H193V120H191V112L189 111V110H192L191 108H190ZM208 106V105H207ZM125 108V109H124ZM134 108V109H135ZM184 108H185V110H184ZM187 108H189V109H187ZM206 108V107H205ZM194 110H192V113H194L193 111ZM138 111V112H137ZM185 111V112H184ZM173 112L175 113V112H178V114H183L182 115V117H184V115H190L189 117H188V119H186V118H180V117H178V116H180V115H178L177 113L175 114V115H173ZM209 112V111H208ZM109 113V114H110ZM113 113V114H112ZM119 113H122L121 115H119ZM133 114H135L134 116L137 118V120L139 121H135L136 120V118L134 119V116H133ZM33 115H35V114H33ZM172 115L173 116H176V117H174L175 118V120H173L172 121V119H174L173 117H172ZM132 116H133V118H132ZM180 120H178V119ZM195 118V117H194ZM107 119V120H106ZM177 119V120H176ZM185 119H186V122H184L185 121ZM18 120V121H17ZM28 120V125L30 126V127H28L27 129H31V127H33V123L31 124V121H29ZM132 120H134V121H132ZM184 120V121H183ZM188 120V121H187ZM191 120V121H190ZM33 121V120H32ZM176 121H178L179 123H177ZM190 121V122H189ZM133 122V123H132ZM134 122H136L137 124L135 125V123ZM174 122V123H173ZM150 123H152V125L150 124ZM177 123V124H176ZM181 123V124H180ZM185 123V126L184 127H186V123L187 124H189V126H188V129H189V127H190V129H191V127H193V129H192V131H195V133L194 134H192V131L189 133V134H183L184 136H185V138L187 139L186 141H188V142H183L185 145H183V146H185V149L187 150V152L190 150V152H188V155H189V158L187 157L188 155L186 154V152H185V150L183 149V147H182V143H178V142H180V140L178 139V142H176V135L174 134H172L171 136H169L170 135V132H173V130L175 131V129L177 128V127H179V128H177L176 129V131H179L180 130V125L182 126V124H184ZM32 126H31V125ZM157 124V125H156ZM171 124V125H170ZM178 124H179V126H178ZM137 125H138V130L139 131H137ZM149 125H151V127L152 126H156V128H157V130H152V132H150V130L148 131V128H147V130H146V127H148ZM194 125V124H193ZM154 126V127H155ZM181 127V128H183L184 129V127ZM72 127L73 128H75L76 130H78V131H80V132H83L85 129H84V127H83V125L82 124H80V123H77V124H72ZM206 127V128H205ZM26 128V127H25ZM153 128V127H152ZM205 128V129H204ZM215 128V129H214ZM103 129V130H104ZM140 129L142 130V129H144L145 130V132L144 131H141V132H143V134H141L140 133V135H139V132H140ZM202 129H204L203 131H202ZM24 130V129H23ZM133 130H136L137 131V133H138V135L139 136H137L136 135V133H134L133 132ZM172 130V131H171ZM149 132V133H148ZM207 132H208V134H207ZM145 133V134H144ZM103 134H102V137H104L105 138V135L103 136ZM107 134V133H106ZM134 134L137 136V137H139L140 139H136V136H134ZM148 134V135H147ZM197 134V135H196ZM218 133L216 132V135H217ZM190 135V136H189ZM191 135H195V136H193L194 138L192 139V136ZM141 136H144V137H146L148 140H150L149 142V144H147V142H142V138L143 137H141ZM168 136H169V138L172 140L174 137H175V139H173L172 140V142H173V144H171V140H169L168 141ZM120 137L122 138V139H125V137L126 138H128V137H130V138H134L135 140L133 141V142H137L138 143V145H136V143L134 144L132 141H130V138H128L129 139V141H130V143L129 142H127V140H126V145H127V143H129V144H132L133 143V145H130V150H129V152H128V149H129V147H128V149H127V152H128V156L130 155L131 157H132V159L129 157V159H128V156L126 155V154H122L124 151H123V146H122V142H121V139H120ZM189 137V138H188ZM103 138V142H104V139ZM119 138V139H118ZM146 138H144L143 140H145ZM196 138L199 140V143L201 144H199V143H196V142H198V140L195 142V140H196ZM108 139V138H107ZM159 139V140H158ZM195 139V140H194ZM131 140H133V139H131ZM137 140H139V141H137ZM174 140H175V142H174ZM192 140H194V142L192 141ZM106 141V140H105ZM120 142V145H121V148H122V151H121V149L119 150L118 148H116L115 150L113 149V148H115V147H112V145H116V144H119V142ZM190 141L191 142H193V146H194V148L193 149H189V147L188 146H190V148H191V145H192V143H191V145H190ZM118 142V143H117ZM201 142H203V143H201ZM210 142V143H209ZM113 143V144H112ZM140 143H143V147L142 146H140V148L138 149V146H139V144ZM146 145H145V144ZM178 143V144H177ZM188 143V146L186 145ZM196 143V144H195ZM112 144V145H111ZM124 144V145H125ZM128 144V145H129ZM151 144V145H150ZM174 144H177V145H174ZM197 144H199V146L197 145ZM120 145H116V147L117 146H120ZM135 145V146H134ZM180 145V146H179ZM197 145V146H196ZM150 146V150H149V147ZM153 146L155 147V149L153 150ZM175 146H176V148H178V146H179V148H178V151H179V154H184V155H186V157L188 158V159H182L181 157V155L179 156V158H178V153H177V149L175 148ZM127 147V146H126ZM174 147V148H173ZM196 147V148H195ZM102 148V149H103ZM112 148V149H111ZM106 149V150H105ZM109 149H111V150H114V152L113 151H109ZM118 149V150H117ZM126 149V148H125ZM137 149V150H136ZM121 153V155H124V157L123 158H121L122 156H119V153ZM121 151V152H120ZM130 151H131V154H130ZM111 152V153H110ZM116 152L118 153V156L116 155ZM126 152V151H125ZM124 152V153H125ZM182 152V153H181ZM185 152V153H184ZM106 153V152H105ZM112 153H114L115 155H116V157H114V154H112ZM148 153V154H147ZM112 154V155H111ZM136 154H138V152L136 153ZM143 154L140 156L139 155V157H144L143 156ZM144 154V155H145ZM125 155H126V157H125ZM146 155H145V157H146ZM152 155H153V153H152ZM135 157H137V158H135ZM149 157V156H148ZM158 157V156H157ZM96 158H97V155H96ZM106 159L107 161H108V163H105V168L107 169L108 168V170H113V169H116L117 171H118V168L120 169V167H122V163H121V161H120V167H118L117 166V164H116V162H114L113 160H111V157H110V159ZM125 158H127V159H125ZM136 160H134V159ZM147 158V157H146ZM160 158V157H159ZM162 158V159H163ZM230 158V161L229 160H227V159H229ZM115 159H117V160H115ZM122 159H124V160H122ZM131 159V160H130ZM140 159V158H139ZM161 159V160H162ZM181 159L183 160V161H181ZM158 160V159H157ZM161 160H160V162H161ZM192 160H190L191 161V164H192ZM106 161V162H107ZM126 161V162H127ZM132 161H135L136 163L138 162V164L137 165H133V167H132V164H136V163H133ZM149 159H148V163H147V165L148 164H150L149 163ZM153 161H154V157H153ZM185 161V162H184ZM189 161V162H190ZM105 162V161H104ZM111 164H110V163ZM144 161H143V159H142V162L140 161V163L142 164ZM145 162H146V160H145ZM159 162V163H160ZM181 162V163H180ZM182 162H183V165H180V164H182ZM211 162V163H212ZM158 163V164H159ZM166 163V162H165ZM164 163V164H165ZM173 163H175V164H173ZM110 164V165H109ZM115 164L116 165V167L117 168H115V165H114V167H113V165ZM151 164H154V163H151ZM150 164V165H151ZM161 164V163H160ZM167 164V163H166ZM165 164V166H167ZM176 164H178V165H176ZM190 164V163H189ZM191 164H190V166L189 167H191ZM192 164V165H193ZM205 164V163H204ZM145 165V164H144ZM162 165V164H161ZM188 165V164H187ZM186 165V166H187ZM201 165V164H200ZM203 165V164H202ZM201 165V166H202ZM212 165V164H211ZM103 166H104V164H103ZM102 166V167H103ZM108 166V167H107ZM124 166V167H125ZM146 166V165H145ZM153 166H155V164L153 165ZM193 166V167H194ZM204 167H208L207 165L205 166V165H203ZM111 167H113V168H111ZM124 167H122V169L124 168ZM138 167V166H137ZM172 167H170V169L172 168ZM183 167H181V168H183ZM192 167V168H193ZM204 167H202V168H204ZM235 167V168H234ZM139 168L140 169H138L139 171L137 172V169H136V174L137 175H141V173H139V172H141L140 170H142L141 169V166L139 165ZM144 168V167H143ZM148 168H150V167H148ZM153 168V167H152ZM161 168H164V167H161ZM161 168H159V171L158 172H155V173H153V175L154 174H156V175H154V177H155V179L153 180L154 182L153 183H155L156 181V177H158V175H159V173L160 172H163V170L161 169ZM169 168V167H168ZM186 168V167H185ZM197 168V167H196ZM201 168V167H200ZM120 169L119 170V178H121L122 177V174H128V171L126 170V171H123V170H125V169ZM155 169V168H154ZM166 169V168H165ZM164 169V170H165ZM188 169V168H187ZM193 169H195V168H193ZM116 170H114L112 173H116ZM172 170V169H171ZM176 170V169H175ZM180 170H183V169H180ZM180 170H176L178 173H181L182 171H180ZM184 170H186V169H184ZM102 171H103V169H102ZM107 171V170H106ZM120 171H121V173H120ZM133 171V170H132ZM144 171V170H143ZM147 171V170H146ZM167 171H168V169H167ZM170 171V170H169ZM175 171V172H176ZM188 171V170H187ZM195 171L197 172V169H195ZM124 172V173H123ZM127 172V173H126ZM145 172V171H144ZM148 172V171H147ZM154 172V171H153ZM171 172V171H170ZM170 172H169V175H170ZM174 172V173H175ZM190 172V171H189ZM188 172V173H189ZM196 172L194 173V174H196ZM102 174L104 173V172H101ZM108 173L110 174V171H108ZM108 173L106 172V174L108 175ZM131 173V172H130ZM133 173V176H132V174H130L131 175V179L133 180V179H135V178H133L134 176H136L137 178H139L140 177V180H138V181H136V182H133V181H131V182H133L134 184L135 183H139V181H141V176H137V175H135L134 174V172H132ZM139 173V174H138ZM101 174V175H102ZM145 174H146V172H145ZM148 174H150V172L149 173H147V175ZM166 175H167V172L165 173ZM185 174V173H184ZM190 174V173H189ZM153 175H150V179H149V175L148 176H146V175H144V176H146V177H144V178H146L147 180L149 179V181L151 180V178L153 179L154 177H153ZM162 175H164V174H162ZM162 175H160V176H162ZM171 175H174L173 174V172H171ZM170 175V176H171ZM182 175L183 174H180V176L182 177ZM187 175V174H186ZM110 176V175H109ZM109 176H108V178H109ZM111 176H113V175H111ZM114 176H117V173L114 175ZM127 176V179H128V177H129V179H130V176H129V174L128 175H126ZM152 176V177H151ZM159 176V177H160ZM170 176H168V177H170ZM175 176V175H174ZM191 176V175H190ZM195 176V178H196V175H194ZM193 176V177H194ZM123 177H125V176H123ZM143 177V176H142ZM158 177V178H159ZM180 177V178H181ZM183 177H184V175H183ZM189 179L190 178H192V177H189V176H187ZM187 177H185V178H187ZM136 178V179H137ZM161 178V177H160ZM160 178L158 179L160 182H158L159 183V185H163V184H161V180H162V178H164V177H162L161 178V180H160ZM171 179H172V177H170ZM116 179V178H115ZM122 179L123 178H121V180H119V179H117L116 180V182L113 184V182H112V184L116 187L117 186V183L119 182L120 183V181H122ZM126 178H124L123 179V181L125 180H127ZM129 179H128V181H129ZM130 179V180H131ZM135 179V180H136ZM166 179V178H165ZM171 179H170V182H171ZM112 180V179H111ZM134 180V181H135ZM146 180V182H149V181H147ZM183 180V179H182ZM193 180V179H192ZM143 181V180H142ZM152 181V180H151ZM169 181V180H168ZM170 182L168 183V184H170ZM123 185H124V187L125 186H127V187H129V186H131V184H129L128 183V185H126V182H121ZM137 183V184H138ZM152 182H150L149 184V186H148V184L147 185H145L146 183H144V187H142V185L143 184H141V188H139V186L138 187H136V188H132L131 190H130V188H127V187H125V190H123V192L122 193H120V195H118L117 193H119V192H121V187H122V189L124 188L123 187V185L122 186H120L119 184H118V186H117V188L115 189L116 190V193H115V191L113 192V193H111V189H110V187H108V185H109V183H107V187H105L104 189L105 190H103L104 191V193L106 194V197H103V199H101V200H99V203L98 202H96L97 204H95V206H97L98 207V209L99 210H102L101 212H102V214H99V215H96V214H92V215H89V217L91 216V217H93L94 219H96L97 217H99V216H101L102 218H104L103 220H100L101 222H98V223H94L95 224V226H97V227H95L94 226V224L92 225L93 227H95L96 229H94L91 225H90V227H88L87 225H86V223L88 222V221H86L85 222V220H84V222L82 221L81 223H80V226L81 227H85V232H83V231H81L80 233L81 234H83V233H85V234H83V236H80V235H77V238H76V240L75 239H70V241L68 242V243H66V245H63L64 247V249L63 248H61V246L58 248V250H60V251H58V252H61V253H57V251H54V252H56L55 254L54 253H52V256L54 257H56V258H58V259H55V257H54V262H53V260H49V262H46V261H36L37 260V256L35 257L36 259H34V254H33V252H30V251H32V250H29V254H27L28 256L30 255V257H31V255L33 256V258H31V259H26V260H24V259H22V260H20L19 259V261H18V258L19 257H24L23 255L24 254H21V253H19V252H13V255H11V256H14L15 257V259H17V260H15L14 258H12L13 260H11V261H8V263H7V258L9 257V256H7V254H9L7 251H4V252H2L1 254H0V256L2 255L3 256V259H4V261L6 262L5 264H153L152 263V259H153V257H154V250H155V248L157 247V246H155V244H153L152 243V246H151V244H149V247L147 248L148 249V251L147 250H145V251H147V253L144 255L143 253V249L145 248L143 245H140V243L142 244V242L144 241V235H143V241H142V238H140V236L141 235H138V237H139V239H137V238H135V239H131L130 238V240L128 241V242H126L125 243V241H124V244H123V246H122V239H121V241H120V238L118 239L117 238V236L119 235H117V231H116V229H117V227H119L120 228V224L118 223V222H120L121 223V220H119V216H113V215H111L110 213H113V212H117V213H122V214H124V215H121L122 217L120 218V219H122L123 218V216H124V218L126 219H129L128 217H125V216H131V214H133L134 212L135 213H138V214H145L146 215V211L144 212V210H143V207L142 208H139V204L141 203V202H143V201H148L147 202V204L150 202V200H155L154 202H155V206H156V208L158 207V208H161L160 206H162L163 204H161L160 206H157V204H160L163 200H165V195L163 194L164 192L162 191V193H161V191H159V195H161L160 197H159V199L157 198L158 196L156 195V194H158L157 192L158 191H156V189L158 188L159 189V186H158V183H157V188H154V187H152V185L154 186V184H151ZM176 183V182H175ZM190 183V182H189ZM203 183H204V181H203ZM111 184V185H112ZM168 184H167V188H166V190L169 188L168 187ZM173 184V182H171V184L170 185H172ZM140 185V184H139ZM113 186V187H114ZM119 186H120V188H119ZM151 186V187H150ZM132 187H133V185H132ZM156 187V186H155ZM162 187V186H161ZM163 187H166L165 185L163 186ZM128 190H127V189ZM114 189V188H113ZM113 189H112V191H113ZM156 191V192H154L153 193V191ZM170 189V188H169ZM172 189V188H171ZM176 189H178L179 190V187H176ZM181 189V188H180ZM191 189V188H190ZM118 191V192H117ZM125 191V192H124ZM169 191V190H168ZM171 191V193L172 194H170L169 192V194H167L166 196H168L169 197V195H171V196H176L177 197V195L175 194L174 195V193L172 192V191H174V190H170ZM175 191H177V190H175ZM179 192H181V190L179 191ZM178 191H177V193H179ZM192 192V191H191ZM161 193V194H160ZM184 193V192H183ZM182 193V194H183ZM117 194V195H116ZM166 194V193H165ZM186 194V193H185ZM188 194V193H187ZM186 194V195H187ZM151 195H156L155 196V198H150V199H148L147 200V196H151ZM185 195V196H186ZM190 195V194H189ZM23 196V195H22ZM152 196V197H153ZM191 196V195H190ZM168 197L166 198V200L168 199ZM179 197H180V195H179ZM181 197H182V195H181ZM186 197H188V196H186ZM186 197H184V195H183V198L186 200ZM231 197V194L229 195V198ZM96 198V197H95ZM189 198L190 197H188V200H189ZM227 196H224L223 198H222V201H225V200H227V199H229ZM24 199H25V196H24ZM27 199V198H26ZM174 199V197H169V199L168 200H173ZM233 199V198H232ZM2 198H0V201H1V203H4V202H2ZM188 200H187V202H188ZM4 201V200H3ZM145 201V202H146ZM159 203H158V202ZM179 200H177V202H178ZM190 201V200H189ZM235 200H233L232 202H234ZM249 201V200H248ZM259 202H261V203H264V190H263V192H262V195H261V198L258 200ZM257 201V202H258ZM168 202V201H167ZM173 202V201H172ZM185 202V201H184ZM184 202H183V205H181V208H180V211L181 212H179L180 214H183V215H185V216H188V215H191V213H192V209H191V203L189 202V203H185L184 204ZM193 202V201H192ZM226 202H228V201H226ZM240 202V201H239ZM153 203V202H152ZM166 202L164 201V204H165ZM170 203V202H169ZM168 203V204H169ZM225 203V202H224ZM223 203V204H224ZM231 203V202H230ZM237 203V202H236ZM94 204V203H93ZM168 204L166 205H163L164 206V208H165V206H168ZM177 203H176V201H175V204H173L172 205V203H170V205H172V206H174V205H176ZM179 204V203H178ZM226 204V203H225ZM234 204V203H233ZM260 204V203H259ZM258 204V206H255V208L257 207V208H259V205ZM141 205V204H140ZM143 205H144V203H143ZM199 205V204H198ZM212 205V204H211ZM214 205H216L215 203H214ZM95 206H93L92 207V209L95 207ZM152 205H150L149 207H151ZM154 206V205H153ZM153 206H152V208H153ZM155 206H154V208H155ZM162 206V207H163ZM149 207L147 208V210H151L152 211V208H150L149 209ZM170 207V206H169ZM177 207H180V206H176V208ZM212 207H213V205H212ZM216 207V206H215ZM146 208V207H145ZM157 208V209H158ZM163 208V209H164ZM168 208V207H167ZM176 208H174L175 210H177ZM195 208H198V207H195ZM204 208H206L205 206H204ZM139 209H142L143 211H141V210H139ZM166 209V208H165ZM170 209V208H169ZM201 209V208H200ZM214 209H216V208H214ZM93 210H95V208L93 209ZM92 210V211H93ZM153 210H155V209H153ZM198 210V209H197ZM204 210H206V209H204ZM106 212V213H104L103 214V212ZM139 211V212H138ZM150 211V212H151ZM159 211V210H158ZM160 211H161V209H160ZM194 211H195V209H194ZM207 211V210H206ZM257 211V210H256ZM142 212H144V213H142ZM156 212V211H155ZM155 212H152L153 214H155ZM167 212H170V211H167ZM172 212V211H171ZM176 212V211H175ZM201 212V211H200ZM148 213V212H147ZM152 213H151V215H152ZM157 213V212H156ZM195 213V212H194ZM197 213V212H196ZM203 213H204V211H203ZM219 213V212H218ZM261 213V212H260ZM259 213V214H260ZM148 214H150V213H148ZM147 214V215H148ZM159 214H163L162 212L161 213H159L158 212V214L157 215H159ZM171 214V213H170ZM170 214H168L169 216H170ZM205 214V213H204ZM206 214H207V212H206ZM223 215H225L226 216V214L225 213H222ZM230 214V213H229ZM259 214H257V215H259ZM30 215H32V214H30ZM35 215H37L38 216V214H35ZM57 215V214H56ZM114 215H116V213H114ZM163 215H165V216H167L166 215V213H164ZM212 215V214H211ZM210 215V216H211ZM222 215V216H223ZM260 215H262V214H260ZM160 216V215H159ZM171 216H172V214H171ZM191 216H195V215H191ZM207 216V215H206ZM209 216V215H208ZM209 216V217H210ZM224 216V217H225ZM228 216V219L227 220H229V217H230V215H227ZM227 216H226V218H227ZM233 216V215H232ZM231 216V217H232ZM40 217V216H39ZM56 216H54V214H53V216L52 215H43L42 217H41V220H43L44 222H45V226H51L52 225V222L53 221H51L53 218H55ZM90 217V218H91ZM200 217H202V216H200ZM208 217V218H209ZM237 217V216H236ZM240 217V216H239ZM241 217H243V216H241ZM247 217V216H246ZM131 218V217H130ZM133 218V217H132ZM132 218H131V220H132ZM138 218V217H137ZM192 218V217H191ZM202 218H205L204 216L202 217ZM201 218V219H202ZM226 218H225V220H226ZM250 218H252V216L250 217ZM136 219V217L134 218V220ZM149 219H152V217L151 218H149ZM223 219V218H222ZM233 219V218H232ZM247 219H248V217H247ZM117 220H118V222H117ZM139 218L136 220V222H138L137 224H139ZM154 220H155V218H154ZM220 220V219H219ZM235 219H233L232 220V222L234 221ZM237 220V219H236ZM235 220V221H236ZM245 220V219H244ZM243 220V221H244ZM104 221H105V223H104ZM122 221H124V220H122ZM141 221V220H140ZM151 221V220H150ZM160 221V220H159ZM164 221H166V220H164ZM163 221V222H164ZM170 221H173V220H170ZM168 222V221H166L167 223H171V222ZM175 221V220H174ZM222 221V220H221ZM231 221V220H230ZM239 221V220H238ZM238 221H237V223H238ZM248 220H245V222H247ZM126 222H127V220H126ZM131 222V221H130ZM135 222V223H136ZM162 222V223H163ZM176 222V221H175ZM174 222V224H177V222L175 223ZM181 222V221H180ZM185 222V221H184ZM196 222V221H195ZM240 222H241V219H240ZM250 222H252L251 220H250ZM66 223V221L65 220H63L62 221V224H65ZM85 223V224H84ZM135 223H134V225H135ZM150 223V222H149ZM152 223H154L153 222V219H152ZM159 223V222H158ZM167 223H165V224H167ZM179 223V222H178ZM182 223H183V221H182ZM186 223H189L188 221L186 222ZM185 223V224H186ZM197 223V222H196ZM244 223V222H243ZM255 223V222H254ZM261 223V222H260ZM24 223H23V221H22V225H23ZM82 224V225H81ZM130 224V223H129ZM141 224H142V222H141ZM156 224H157V222H156ZM174 224H173V227H174ZM185 224H184V226H185ZM201 224H202V222H201ZM206 224H208V223H206ZM205 224V225H206ZM225 224H227V223H220V225L218 224V223H211L210 225L212 226V225H218V235H217V233H214V235H216V236H218V237H216V236H214L213 237V235H211V233L209 232V231H203L202 230V228H200V230H202L203 231V233L205 232V234H207V232H209L210 234H208V235H206L205 236V238H203L202 239V237H201V239L203 240H201V239H199L200 241H202V243L204 242V244L202 245V243H200V245L198 246L197 244H199V242L197 243V244H195V246L196 247H194V245L193 246H191L192 248L189 250V247H182V248H180V246L181 245H177L176 243H178V242H175V244L176 245H172V246H166V248H164L165 249V252H164V250L162 251L161 249L164 247V246H161L160 245V247H159V245H158V249L156 248V251L157 250H161L162 251V253H160L161 254V260H162V258H163V261H162V263H160V261H159V263L158 264H165V263H167V264H169V263H172V264H174L175 262V264H177V260L174 262H172V260H170L171 258H175L176 257V259L178 258V259H182L183 258V260H182V262H179V260H178V264H264V225L262 226H258V227H256V226H254V229H256V230H254V231H252L253 230V226H250V227H252V230H249L250 229V227L248 228V230L247 231H244L243 233H242V230H244V229H247L246 227H248V226H246V227H244V225H240V223H238V224H236L235 225V223H232V224H234L235 225V227H234V229H236V226H239V227H237L238 229H236V230H231L232 228H233V226L234 225H231L232 227H229V225L227 224L226 226H228V228L227 229H229V228H231V229H229V230H231V232H232V234L234 233L235 234V232L236 231H238V232H236V234H237V236H236V234L235 235H233L234 237L232 238V234L231 235H228V234H230V231L228 230L227 231V229H226V227L224 226ZM251 224V223H250ZM86 225V226H85ZM121 225H122V223H121ZM133 225V224H132ZM150 225V224H149ZM160 225V224H159ZM168 225H170V224H168ZM172 225V224H171ZM191 225V224H190ZM204 225V226H205ZM222 225V226H221ZM79 225H77L76 226V224H75V226L73 225V227H78ZM126 226V223H125V225L123 226V228ZM130 226V225H129ZM129 226H126V227H128L129 228ZM137 226V225H136ZM139 226V225H138ZM152 226H154V225H152ZM158 226V225H157ZM161 226V225H160ZM176 226V225H175ZM178 226V225H177ZM187 226V225H186ZM203 226V227H204ZM215 226V227H216ZM221 226V227H220ZM72 227V228H73ZM98 227L99 228H101L99 231H98ZM144 228H145V225L143 226ZM166 227V226H165ZM164 227V228H165ZM193 227V226H192ZM200 227V226H199ZM209 227V226H208ZM242 227H244L243 229H242ZM60 227H58L57 229H59ZM72 228H70V230H72ZM89 228V229H88ZM92 228V229H91ZM136 228V227H135ZM134 228V229H135ZM151 228V227H150ZM159 228V227H158ZM163 228V227H162ZM168 228V227H167ZM167 228H165V229H167ZM175 228V227H174ZM173 228V229H174ZM177 228V227H176ZM183 228V227H182ZM188 228V227H187ZM210 228H212V227H210ZM217 228V227H216ZM87 229H88V231H87ZM141 229V228H140ZM157 229V228H156ZM170 229H172L171 228V226H170V228H168V231H171V232H174V231H172V230H170ZM205 229H207V228H205ZM209 229V228H208ZM239 229H242V230H239ZM95 232H94V231ZM118 230V229H117ZM121 230V229H120ZM124 230V229H123ZM126 230V229H125ZM142 230V229H141ZM161 230V229H160ZM178 230V229H177ZM187 230V229H186ZM192 230V229H191ZM196 229H193L192 230V232H191V234L195 231ZM199 230V229H198ZM211 230V232H212V229H210ZM214 230V229H213ZM92 231V232H91ZM130 232L131 231V233H132V235L134 236V230L132 231V230H127L126 231V233L127 232ZM162 232L163 231H165V230H161ZM181 231V230H180ZM185 231V230H184ZM183 231V232H184ZM217 231V230H216ZM215 231V232H216ZM235 231V232H234ZM250 231H251V233H250ZM88 232H91L90 234H88L87 235V233ZM120 232V231H119ZM118 232V233H119ZM137 232V231H136ZM145 232V231H144ZM159 232V231H158ZM157 232V233H158ZM162 232H160V233H162ZM177 232V231H176ZM179 232V231H178ZM189 232H190V230H189ZM198 232V231H197ZM241 232V233H240ZM246 232L248 233L247 235H246ZM124 233V232H123ZM154 233V232H153ZM159 233V234H160ZM164 233H166L167 234V232H164ZM175 233V232H174ZM195 233H196V231H195ZM195 233H193V235L195 234ZM238 233H240V234H238ZM245 233V234H244ZM140 234V233H139ZM148 234V233H147ZM159 234H157V236L159 237ZM181 234V233H180ZM183 234V233H182ZM185 234H187L186 235V239H190L191 240V238H187V237H191V234H189V233H185ZM185 234H184V236H185ZM227 234V235H226ZM243 234V235H242ZM123 235V234H122ZM121 235V236H122ZM124 235H129V234H124ZM123 235V236H124ZM162 235V234H161ZM174 235V234H173ZM179 235V234H178ZM192 235V236H193ZM212 237H211V236ZM239 235H242V237L240 236L239 237ZM245 235V236H244ZM82 237V238H80V237ZM120 236V235H119ZM153 236V235H152ZM166 236V235H165ZM167 236H172L171 234H168ZM196 236V235H195ZM227 236L230 238V239H228L227 238ZM129 237H131V235L129 236ZM149 237V236H148ZM156 235L154 234V237L152 238L153 240H155L156 238ZM163 237H164V235H163ZM161 238L160 239V237H159V239L160 240H162V239H164V238ZM181 237V236H180ZM194 237V236H193ZM204 237V236H203ZM215 237H216V240H215ZM237 237V238H236ZM73 238V237H72ZM75 238V237H74ZM155 238V239H154ZM169 238V237H168ZM167 238V239H168ZM177 239H178V237H176ZM227 238V239H226ZM125 240H127L126 239V237L124 238ZM141 239V240H140ZM151 239V238H150ZM158 239V238H157ZM156 239V240H157ZM166 239V240H167ZM177 239H175V240H177ZM181 239V238H180ZM196 238H194V240H195ZM214 239V245H213V240ZM74 240V241H73ZM119 240V243L121 244L120 245V249H119V246L117 245V244H119L117 241ZM146 240V239H145ZM149 240V239H148ZM159 240V242H161ZM165 240V239H164ZM165 240V241H166ZM169 240V239H168ZM190 240H187L188 242L190 241ZM194 240H191L190 242L192 243ZM196 240H198V239H196ZM131 241V242H130ZM142 241V242H141ZM152 241V240H151ZM179 241V240H178ZM184 241H186V240H184ZM219 241V242H218ZM71 242H73V243H71ZM117 242V243H116ZM147 242V241H146ZM148 242H150V241H148ZM147 242V243H148ZM162 242H163V240H162ZM161 242V243H162ZM168 242V241H167ZM171 242V241H170ZM218 243L217 245L215 244V243ZM222 242V243H221ZM229 242H231L232 244H230V245H228L227 243H229ZM30 244L32 243V242H29ZM28 243V244H29ZM129 243V244H128ZM166 243V242H165ZM172 243V242H171ZM182 243H183V240H182ZM186 242H184V244H185ZM194 243H196V241L194 242ZM224 243H225V245L227 244V251L225 252V250H226V247L225 246H223L224 245ZM36 244V243H35ZM68 244V245H67ZM70 244V245H69ZM160 244V243H159ZM168 244V243H167ZM166 244V245H167ZM170 244V243H169ZM172 244H174V243H172ZM180 244H181V242H180ZM183 244V245H184ZM34 245V244H33ZM139 245H140V248H141V250H139L140 248H139ZM154 245V246H153ZM157 245V244H156ZM191 245V244H190ZM220 247H219V246ZM29 246V245H28ZM66 246V247H65ZM117 246V247H116ZM143 246V247H142ZM179 248H178V247ZM185 246V245H184ZM188 246V245H187ZM218 246V247H217ZM30 247V248H29ZM28 248L29 249H33L32 247H31V245L29 246ZM33 247H36L37 248V246H33ZM122 247V248H121ZM118 248V249H117ZM218 248H219V250H218ZM222 250H221V249ZM24 249H26L27 250V248H23L22 250L24 251ZM35 249V248H34ZM134 250V252H128V251H132V250ZM146 249V248H145ZM150 249V250H149ZM225 249V250H224ZM61 250H63V251H61ZM117 250V251H116ZM126 250H127V252H126ZM233 250V252H231V251ZM238 250V251H237ZM240 250V251H239ZM123 251H125V252H123ZM140 251V252H139ZM219 251V252H218ZM235 251V252H234ZM5 252H7V254L5 253ZM27 252V251H26ZM35 252V251H34ZM62 252H64V253H62ZM116 252V253H115ZM164 252V253H163ZM5 253V254H4ZM129 253V254H128ZM233 255H232V254ZM20 254V255H19ZM54 254V255H53ZM155 254H157V253H155ZM5 255V256H4ZM51 255V254H50ZM2 256L0 257V260H2V262L4 263V261H3V259H2ZM7 256V257H6ZM44 256H47V255H44ZM25 257H26V255H25ZM129 257H131V258H129ZM132 257H133V260H132ZM156 257V256H155ZM166 257H169V260L171 261V262H166L165 260L167 259ZM51 258V257H50ZM158 258V257H157ZM32 259H34L33 261H32ZM24 260V261H23ZM27 260H28V262H27ZM30 260V261H29ZM39 260H40V258H39ZM56 260V261H55ZM160 260V259H159ZM175 260V259H174ZM23 261V262H22ZM132 261V262H131ZM155 261H156V258H155ZM157 261H158V259H157ZM157 261H156V263H157ZM2 262H0L1 264H2ZM19 262V263H18ZM53 262V263H52Z\"/></svg>",
	"mask_w": 264,
	"mask_h": 264
},
{
	"label": "crops",
	"instance_id": "obj_3",
	"mask_svg": "<svg viewBox=\"0 0 264 264\" xmlns=\"http://www.w3.org/2000/svg\"><path fill=\"white\" fill-rule=\"evenodd\" d=\"M10 1L11 0H0V10L8 5ZM36 1L40 8L50 17L51 12L57 17L56 20L59 23H63L68 27L63 30L74 32V28H76L74 26H97L95 23L97 19L106 15L107 10H110L115 4L118 9H122L120 11L123 12L124 16L126 14L127 23L124 21L125 25L123 24L125 29L159 30L158 35H161V38H165L163 35L169 34L170 32L180 31L172 28L174 24L170 21L171 18L173 22L176 21L174 19L180 22H191V19H193V16H190L192 12L195 16L199 13H205L204 15H206L207 6L211 7V5H208V0H198V7L195 6L193 8L188 6V0H186V2L185 0ZM24 2L25 0H19L20 8ZM191 9L194 10L192 11ZM204 9L205 11H202ZM215 11L216 14L214 19H217L218 9H215ZM179 14L186 16H179ZM0 20H2L1 17ZM4 20L5 21H0V26H14L12 22H7L10 20ZM108 26L113 27L111 24ZM160 32L165 33L161 34ZM215 32L216 31L210 33L215 34ZM48 33L31 42L16 66L11 63L4 47L0 44V167L6 168L10 162V168L15 182L26 195L30 197V192L24 190L21 186L26 187L28 184L25 183V180L30 179L33 180V186L37 187L35 189L40 188L39 191H35L36 196L39 197V199L35 201L56 204L57 201V203H60V201L62 202L63 200L70 201L74 199V197L78 195L79 189L89 182L88 172L86 174L80 173L78 170L79 166L74 164L73 160V155H77V158H83L82 152L84 150L82 148L85 146L83 147V144H79L76 145V148L68 147L67 152H59L53 148L50 154L51 150H47L49 148L35 144L37 139L41 142L53 135L52 131L45 130L40 136H36L40 128L45 125H51L49 121L45 119L41 120L42 118H38L37 115L42 111L44 114H41V116L44 118H46L48 114H51L54 119L76 116V122L72 124H77V122L83 121V119L93 111L90 110V103L92 101L96 100L98 97H102V100L104 99L108 87L101 92L99 84H97L98 80L95 77L92 78L88 70L82 72L75 71L74 73L76 74L74 77L76 76L81 81L82 85H80V87L83 89L80 94L82 100L79 103L80 105L84 103L86 106H82L84 110L79 111L73 102L70 101L72 97L65 102L62 101V97H64L63 83L60 82L56 87L59 81L56 75L62 72V67H68L70 64L72 65L73 59L66 57L64 60V58H62V44L58 45L57 42H62L63 35ZM203 33L207 34L209 32L205 30ZM216 33L218 34V32ZM50 42H55V45H50ZM176 51L181 52L180 50ZM222 51L218 52V68L214 67L211 61L205 64L204 71L207 75H213L214 80H205L207 83L204 89H201L199 92L202 106L206 113L218 117V122L221 123L220 128L226 141V148L232 155L233 161L263 163L264 80L259 78V76H240L234 78L228 76L224 70L227 68L232 70L226 63V58L229 55H227L226 51L223 53ZM178 56L189 57L190 54L188 51L184 53L182 50ZM38 79L42 80L44 88H46L48 84L51 85L54 83V86L51 85L53 88L50 87L49 96H47L48 90H45L43 87H38L40 90H37L35 94L37 95L36 97L39 98L38 105L40 106V111L32 108L30 102L27 103L25 96V94H27L25 88L31 89L30 86H33L34 81L37 83ZM17 92L28 107L32 109L34 112L33 114H35L33 115L35 120L33 122L34 129L24 133L23 127L16 122L15 115L12 114L16 112L13 111L12 108V97ZM59 97H61V99ZM66 97L68 98V95ZM55 132H58L61 136L63 135L60 130ZM34 134L35 137L31 139L29 137L27 139L28 135ZM67 137L69 139L70 135H67ZM216 137L218 139V134ZM22 139L26 141L22 142ZM31 140L35 141L32 142ZM50 161L54 162V166H57V169L51 171L46 168L45 165ZM253 168L254 167H252V169ZM86 169L89 171L90 166ZM19 171L21 173H19ZM24 174L25 176H23ZM17 176L22 180V184L18 181ZM252 176H255V174H251V172L249 173L248 170H246L240 172L238 176L229 178L233 184L237 182L240 185L246 184L248 186V180L251 179ZM210 180L211 179H203L205 184L209 185L211 189H214L215 187L212 186ZM218 184L221 185V182L218 181ZM216 188H218V186ZM222 198L223 197H221V199Z\"/></svg>",
	"mask_w": 264,
	"mask_h": 264
}]
</instances>
